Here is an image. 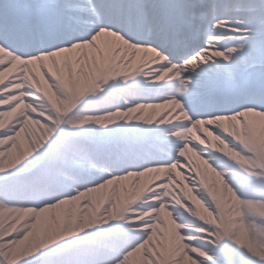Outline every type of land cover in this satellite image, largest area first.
I'll return each instance as SVG.
<instances>
[{"label":"snow or ice","instance_id":"obj_1","mask_svg":"<svg viewBox=\"0 0 264 264\" xmlns=\"http://www.w3.org/2000/svg\"><path fill=\"white\" fill-rule=\"evenodd\" d=\"M0 264H264V0H0Z\"/></svg>","mask_w":264,"mask_h":264}]
</instances>
